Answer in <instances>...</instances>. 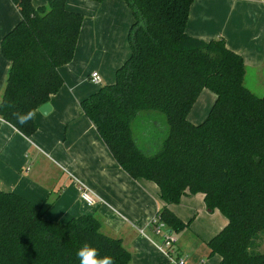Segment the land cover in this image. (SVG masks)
<instances>
[{"label":"trees","instance_id":"obj_1","mask_svg":"<svg viewBox=\"0 0 264 264\" xmlns=\"http://www.w3.org/2000/svg\"><path fill=\"white\" fill-rule=\"evenodd\" d=\"M11 1L21 19L1 42L10 69L0 117L31 138L34 117L21 126L13 114L35 113L61 89L60 69L74 59L84 17L67 10L66 0L37 7L34 0ZM123 1L134 17L131 55L114 84L81 103L84 114L130 178L158 187L156 218L171 233L190 225L171 206L202 194L207 211L227 220L207 244L210 256L219 264H264V95L245 86L244 60L224 39L187 34L195 0ZM204 90L216 99L194 125L188 116ZM44 214L0 190V264H81L77 252L85 244L97 249L98 260L130 264L122 240L104 234L96 216L56 223Z\"/></svg>","mask_w":264,"mask_h":264},{"label":"crops","instance_id":"obj_2","mask_svg":"<svg viewBox=\"0 0 264 264\" xmlns=\"http://www.w3.org/2000/svg\"><path fill=\"white\" fill-rule=\"evenodd\" d=\"M47 3L34 0L36 7ZM66 8L84 17L74 59L60 69L63 86L50 98L48 111L35 112L37 131L31 138L0 117V190L42 209L51 222L96 216L104 234L122 240L130 264H170L156 247L162 243L153 225L162 207L158 187L130 178L118 166L81 107L101 88L114 84L117 70L129 59L133 13L123 0H66ZM20 19L11 0H0V102L10 69L1 42ZM186 32L203 41L224 39L244 60L245 86L264 95V0H195ZM93 73L101 84L91 82ZM215 99L204 90L188 116L190 123L201 124ZM80 185L102 202L89 207L80 198ZM171 210L190 224L183 232L193 234L186 245V233H172L177 251L173 257L185 258L188 264H219L220 257L210 256L207 244L227 220L207 211L202 194L184 196Z\"/></svg>","mask_w":264,"mask_h":264},{"label":"built area","instance_id":"obj_3","mask_svg":"<svg viewBox=\"0 0 264 264\" xmlns=\"http://www.w3.org/2000/svg\"><path fill=\"white\" fill-rule=\"evenodd\" d=\"M91 82L94 84H101V79L97 73L91 75ZM80 198L89 207L97 205L102 202L87 186L80 185ZM155 234L162 239V243L157 247V250L167 259L170 264H188L185 258L173 257L177 251L175 250L176 239L171 232H165L166 226L157 218L153 221Z\"/></svg>","mask_w":264,"mask_h":264},{"label":"clouds","instance_id":"obj_4","mask_svg":"<svg viewBox=\"0 0 264 264\" xmlns=\"http://www.w3.org/2000/svg\"><path fill=\"white\" fill-rule=\"evenodd\" d=\"M16 122L23 126L27 125L35 115L34 112L29 111L27 113L17 112L13 114ZM77 256L80 259L81 264H115V261L112 257L105 256L102 259H96L97 249L94 247L85 244L77 252Z\"/></svg>","mask_w":264,"mask_h":264},{"label":"rangeland","instance_id":"obj_5","mask_svg":"<svg viewBox=\"0 0 264 264\" xmlns=\"http://www.w3.org/2000/svg\"><path fill=\"white\" fill-rule=\"evenodd\" d=\"M151 132H152V130H151ZM162 137H163V135H162ZM212 213H217V214H219V217H222L223 219H226V218H225V217H224L219 211H217V210L214 211V212H210V214H212ZM183 233H186V234H184V236H186V235H187V236L185 237V240H183V238H182V240H183L182 243H184V244L187 245V244H189V242H190L189 239L192 238L191 236H193V234H192V232H188V233H187V232H183ZM184 236H183V237H184ZM179 244H181V243H179ZM184 244H183V245H184Z\"/></svg>","mask_w":264,"mask_h":264},{"label":"water","instance_id":"obj_6","mask_svg":"<svg viewBox=\"0 0 264 264\" xmlns=\"http://www.w3.org/2000/svg\"><path fill=\"white\" fill-rule=\"evenodd\" d=\"M48 105L46 104V105H44V106H42L39 110H41V112H45V111H48Z\"/></svg>","mask_w":264,"mask_h":264}]
</instances>
